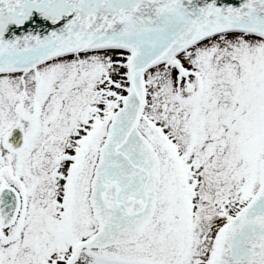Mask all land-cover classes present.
I'll list each match as a JSON object with an SVG mask.
<instances>
[{
    "label": "snow or ice",
    "instance_id": "snow-or-ice-1",
    "mask_svg": "<svg viewBox=\"0 0 264 264\" xmlns=\"http://www.w3.org/2000/svg\"><path fill=\"white\" fill-rule=\"evenodd\" d=\"M0 264H264V0H0Z\"/></svg>",
    "mask_w": 264,
    "mask_h": 264
}]
</instances>
